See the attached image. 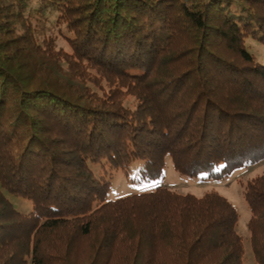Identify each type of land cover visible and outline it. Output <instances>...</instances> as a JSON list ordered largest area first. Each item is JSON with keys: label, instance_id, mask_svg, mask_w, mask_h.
I'll use <instances>...</instances> for the list:
<instances>
[{"label": "trees", "instance_id": "1", "mask_svg": "<svg viewBox=\"0 0 264 264\" xmlns=\"http://www.w3.org/2000/svg\"><path fill=\"white\" fill-rule=\"evenodd\" d=\"M255 43L264 0H0V264H242L217 193L107 195L264 161ZM243 198L264 264V175Z\"/></svg>", "mask_w": 264, "mask_h": 264}, {"label": "rangeland", "instance_id": "2", "mask_svg": "<svg viewBox=\"0 0 264 264\" xmlns=\"http://www.w3.org/2000/svg\"><path fill=\"white\" fill-rule=\"evenodd\" d=\"M56 45L58 48L67 50L65 42L58 38ZM252 53L257 60L264 63V46L258 43L251 47ZM258 175H264V161L253 166H247L235 171L231 176L221 180L206 179L204 177H189L177 173L169 158L165 161L163 175L161 178L153 181H143L134 178H125L121 172L113 175L107 200H115L127 195L148 192L156 186L161 185L178 194H190L200 197L205 193L215 192L224 197L235 209L239 215L236 224V232L242 238L244 247V259L242 264H257L249 242V233L247 222L250 218L249 208L244 201L243 191L246 182Z\"/></svg>", "mask_w": 264, "mask_h": 264}]
</instances>
